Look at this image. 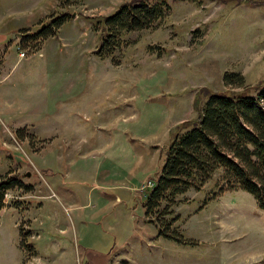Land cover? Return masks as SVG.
I'll return each mask as SVG.
<instances>
[{
    "label": "rangeland",
    "instance_id": "rangeland-1",
    "mask_svg": "<svg viewBox=\"0 0 264 264\" xmlns=\"http://www.w3.org/2000/svg\"><path fill=\"white\" fill-rule=\"evenodd\" d=\"M125 1L0 0V90L43 115L8 137L16 164L0 151V177L30 187L3 194L0 264H264V211L215 178L171 208L170 229L194 244L159 238L140 206L194 95L229 90L224 72L263 78L264 0H167L162 20L99 59L92 26ZM60 13L71 18L54 36L28 39Z\"/></svg>",
    "mask_w": 264,
    "mask_h": 264
},
{
    "label": "trees",
    "instance_id": "trees-1",
    "mask_svg": "<svg viewBox=\"0 0 264 264\" xmlns=\"http://www.w3.org/2000/svg\"><path fill=\"white\" fill-rule=\"evenodd\" d=\"M259 4L264 5L262 2ZM168 11L167 0L120 3L110 14L93 24V29L100 27L99 44L94 55L99 59L109 58L114 48L121 44L123 34L151 28ZM70 18L68 13L52 16L40 30L33 35L27 34L28 39L54 36ZM37 50V46H32L31 51ZM221 82L229 90L194 95V118L176 126L163 150L161 166L152 177L151 186L145 189L140 205L143 219L164 240L194 244L170 229L177 221V216H171V208L178 197L189 190H200L213 178L218 191L244 192L264 211V76L254 86H245L242 75L224 72ZM18 130L13 132L16 138ZM29 188L16 173L9 171L2 175L0 210L6 191L24 189L27 192ZM21 230V247L24 248L27 234ZM28 251L27 254L32 253Z\"/></svg>",
    "mask_w": 264,
    "mask_h": 264
},
{
    "label": "crops",
    "instance_id": "crops-1",
    "mask_svg": "<svg viewBox=\"0 0 264 264\" xmlns=\"http://www.w3.org/2000/svg\"><path fill=\"white\" fill-rule=\"evenodd\" d=\"M60 50L61 49L59 48L58 52H61ZM4 73L5 72L3 71L2 76H0V85L2 84V81L5 78ZM41 88L45 90L44 85L41 86ZM6 90L3 93L0 90V151L2 153L4 152L6 154V157L9 158L7 162V165L9 166L11 164H16V163H14V160L12 159V155L10 151L12 150L11 148H14V147H12V145L8 142V137L10 136V138H12L13 140L12 135H13L14 130L19 129L20 126L26 123H34V124L40 123L43 115H42V110L41 109L39 110L38 108H36L37 106H35L34 103L32 102L25 101L24 99L20 101L17 97H15L14 100L8 99L7 96L5 95ZM35 111H38L37 112L39 116L38 119H35L32 116H29V114L31 115ZM50 192L51 194L45 197H42L41 201L51 200V198H54L55 196L51 189H50ZM40 204L42 207V203ZM80 207H81L80 205H77V207H74V209H72L71 211L78 212L80 210L78 208Z\"/></svg>",
    "mask_w": 264,
    "mask_h": 264
},
{
    "label": "built area",
    "instance_id": "built-area-1",
    "mask_svg": "<svg viewBox=\"0 0 264 264\" xmlns=\"http://www.w3.org/2000/svg\"><path fill=\"white\" fill-rule=\"evenodd\" d=\"M18 56H19V57H23V54H22V53H20V54H18ZM146 186H147V188L151 186V183H150V181H148V182H147V185H146Z\"/></svg>",
    "mask_w": 264,
    "mask_h": 264
}]
</instances>
